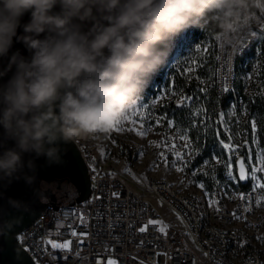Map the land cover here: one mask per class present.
<instances>
[{
    "label": "built area",
    "instance_id": "2783aa9c",
    "mask_svg": "<svg viewBox=\"0 0 264 264\" xmlns=\"http://www.w3.org/2000/svg\"><path fill=\"white\" fill-rule=\"evenodd\" d=\"M190 1L193 5L183 23L182 8L177 10V0H172L158 25L167 24L166 47L168 36L184 40L181 51L186 47L185 35L195 24L190 13L199 3ZM214 19L218 27L215 71L208 83L198 82L202 99L213 90L220 97L232 94L242 104V98L236 97L237 64L264 41V0H218ZM140 43L115 70L91 81L65 109L62 131L87 164L92 180L89 200L47 209L17 236L19 244L34 264H264L261 191L214 190L207 196L202 190L182 193L166 179L139 181L121 161L101 153L113 140L112 134L85 127L124 72L138 62Z\"/></svg>",
    "mask_w": 264,
    "mask_h": 264
},
{
    "label": "water",
    "instance_id": "95a60500",
    "mask_svg": "<svg viewBox=\"0 0 264 264\" xmlns=\"http://www.w3.org/2000/svg\"><path fill=\"white\" fill-rule=\"evenodd\" d=\"M171 2L0 0V264H34L17 236L47 209L89 200L87 164L62 131L65 109L135 52ZM235 167L248 185L246 158Z\"/></svg>",
    "mask_w": 264,
    "mask_h": 264
},
{
    "label": "rangeland",
    "instance_id": "374dc122",
    "mask_svg": "<svg viewBox=\"0 0 264 264\" xmlns=\"http://www.w3.org/2000/svg\"><path fill=\"white\" fill-rule=\"evenodd\" d=\"M198 1L195 12L190 13L193 26L199 23L207 2ZM192 5L190 0H177L175 8H182V23ZM191 30L185 35L183 51L180 48L184 40L168 36L164 54L148 32L141 39L138 62L124 72L85 127H99L107 135L112 134L113 140L104 145L101 153L121 161L123 168L139 181L166 179L182 193L202 190L210 196L214 190L234 189L238 183L235 161L244 156L251 188L264 194V151L246 102L238 104L234 100L219 125L206 120L201 103L192 99L182 106V112L169 110L171 103L184 101L182 92L168 84L176 72L188 81L194 79L198 86V82L206 84L213 77V37L189 47ZM258 54L260 49L245 61L237 75L245 95L254 90ZM64 188L69 193L71 186Z\"/></svg>",
    "mask_w": 264,
    "mask_h": 264
},
{
    "label": "trees",
    "instance_id": "16d2710c",
    "mask_svg": "<svg viewBox=\"0 0 264 264\" xmlns=\"http://www.w3.org/2000/svg\"><path fill=\"white\" fill-rule=\"evenodd\" d=\"M218 0H207L206 5L204 7V11L200 17L199 23H197L191 30L190 33V42L188 44L191 47L192 44L199 43L207 37H213L216 48V39L218 33V27L216 25L214 16L216 12V5ZM160 25V23L158 24ZM151 29V37L158 44V48L163 54L168 50V48L164 44V40L166 39L167 32V24L162 23V27L159 26ZM260 54H258L259 65L258 71H256L253 80V92L249 95L244 94V87L241 83L236 81V97L242 98L243 102L247 103V110L252 119L255 120L257 125V136L259 138L260 144L264 151V41H262L259 45ZM257 52V51H256ZM256 52L253 54L255 55ZM249 58V57H248ZM240 59L238 61L237 73L240 74V70L242 69L245 61L248 59ZM213 72L215 71V55ZM251 65V64H250ZM249 65V67H250ZM251 69V67L249 68ZM237 74V75H238ZM214 76V73H213ZM213 78V77H212ZM211 80V79H210ZM161 79H159V82ZM255 83H258V86H255ZM168 84L172 85V87L183 94V102H175L169 105V110H177L178 112H182V109L186 106V102L189 99L193 101H197L201 103L202 109L206 108L207 112L204 114L206 120L212 121L214 124L219 125L220 118L222 114L230 107V104L235 100V97L230 95L225 96H217L213 90H208L206 99H202V91L201 88L197 85L194 79L188 81L186 78L181 77L177 72L173 77V82L171 80L168 81ZM168 85V86H169ZM182 106H184L182 108ZM251 119L249 118V121ZM250 128L249 123L246 125ZM236 190H246L251 188V182L248 185L242 186L239 182L233 185Z\"/></svg>",
    "mask_w": 264,
    "mask_h": 264
}]
</instances>
